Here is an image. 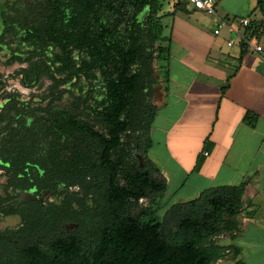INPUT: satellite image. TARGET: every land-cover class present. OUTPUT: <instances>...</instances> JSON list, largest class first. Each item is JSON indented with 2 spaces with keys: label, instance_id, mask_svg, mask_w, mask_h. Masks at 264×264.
<instances>
[{
  "label": "trees",
  "instance_id": "16d2710c",
  "mask_svg": "<svg viewBox=\"0 0 264 264\" xmlns=\"http://www.w3.org/2000/svg\"><path fill=\"white\" fill-rule=\"evenodd\" d=\"M189 5L188 0L185 4L179 0L176 8L190 13ZM161 10V0H36L5 11L0 7L5 26L0 42L27 48L26 57L14 55L8 61L28 62V67L17 71L24 86L33 87L44 77L54 82L52 89L73 79L78 85L83 78L92 88L96 79L105 84V99L98 104L103 109H94L104 133L75 116H68L66 124L51 117L60 142L69 133L76 138L69 160L62 161L76 177L72 184L81 191L60 203L0 209L2 215H19L26 231H52L62 222L73 221L80 224L81 233L41 236L42 242L34 236V241L16 243L14 238L23 230L0 232V257L5 249L7 254L0 264H216L229 251L239 254V248L216 239L223 234L234 238L239 231L237 217L243 211L247 182L208 188L195 199L169 205L160 216L167 183L154 176L160 173L159 167L147 159L143 168L135 170L123 160L112 159L117 150L125 151L122 134L129 130L139 132L145 155L151 144L158 106L149 98L161 83L155 64L165 83L170 78V38L163 34ZM257 10L264 15V0H257L250 14L236 18L249 17L251 23L243 32L261 37L264 17L253 18ZM241 47L242 52L248 49L244 42ZM89 94L82 100L84 106ZM12 98L9 110H26V104ZM257 118L248 112L245 121L255 126ZM16 122L13 116L9 125ZM7 131L0 129V141L17 147L23 131ZM144 198L150 204L134 213ZM234 264L247 263L237 260Z\"/></svg>",
  "mask_w": 264,
  "mask_h": 264
},
{
  "label": "crops",
  "instance_id": "0c3cea01",
  "mask_svg": "<svg viewBox=\"0 0 264 264\" xmlns=\"http://www.w3.org/2000/svg\"><path fill=\"white\" fill-rule=\"evenodd\" d=\"M6 2L0 0L3 11ZM169 14L174 17L170 78L155 100L158 112L151 144L141 157L145 163L153 161L160 169L154 176L166 180L163 208L195 199L211 187L247 182L243 211L237 217L239 231L234 238L219 236L218 242L240 252L229 251L217 263L264 264V53L242 52L240 38L227 25L222 30L227 28L228 37L222 30L215 34L219 19L193 21L176 6ZM218 15L244 31L238 14ZM4 29L0 15V35ZM230 33L238 39L236 49L228 45ZM3 47L6 44L0 42ZM248 112L258 116L255 126L245 121Z\"/></svg>",
  "mask_w": 264,
  "mask_h": 264
},
{
  "label": "flooded vegetation",
  "instance_id": "af4514ba",
  "mask_svg": "<svg viewBox=\"0 0 264 264\" xmlns=\"http://www.w3.org/2000/svg\"><path fill=\"white\" fill-rule=\"evenodd\" d=\"M16 62L27 64V66L20 69L26 68L29 65L28 62L20 61H15L11 64ZM58 77L60 78V76ZM45 80L51 82L48 88V96L51 99L47 103L37 106V108H42L41 110H33L36 107H31V101H22V104L27 105L25 111L21 110L18 113L17 110H9L10 99L16 97L13 95L5 98L3 105H0V116L4 117L3 126L0 129H7V132H11V134L13 129H21L23 131L21 136L23 141L17 147L10 148L6 142L0 141V179H5L2 184V192L4 194H0V209L1 207L21 208L26 207L27 204H48L49 202L59 201L58 199L62 200L65 196H74L77 192L81 191L79 185L72 184L76 180V177L71 175L68 170L69 167L62 161V159L64 161L66 159L69 160L68 156L72 154L77 145L76 138L72 137V134L69 133L60 142V135L57 133L58 129L56 127L51 128L52 124L56 122L54 118H51L52 116L65 124L68 122L67 120H70L67 119L68 116H75V120L88 121L95 130L104 133L105 129L98 122L97 111L94 110L95 108L99 110L103 109L98 104L105 99L104 81L96 79L93 81L95 86L92 88L91 82L84 78L78 85L77 80L73 79L69 83L54 89H52L54 82L47 77H44L33 87L24 86L21 79L20 82L24 87L32 89L40 87ZM84 82H87L89 85L87 89L83 88L84 98L87 97L88 92H90L89 96L91 95L87 101V106H84L81 102L78 103L79 97L73 91L75 87L83 86ZM64 89H68V91L61 94ZM67 94L74 96L70 105L65 107L56 105ZM152 102L155 103V99ZM51 106L54 108L51 109ZM6 112L7 115H5ZM61 112H63L65 120L61 119ZM13 116L17 117V122H20V124L16 122L9 125L12 122ZM35 119L37 121L41 119L40 123L35 122ZM138 134L139 132L133 130L122 134V147L125 148V151L123 152V150L119 149L114 153L112 159L115 162L123 160L129 168L135 170L145 166V162L141 157V138ZM120 166L122 168L124 165ZM23 226L25 227V224L21 221V224L17 228L8 229L23 230L14 238L16 243H21L23 240L34 241V236H37V241L42 242L41 236L58 234L65 237L81 233L80 224L73 221L62 222L57 228H52V231L38 229V231L31 232L23 229ZM89 230L87 233H91L93 228H89ZM7 236L11 238L8 234Z\"/></svg>",
  "mask_w": 264,
  "mask_h": 264
},
{
  "label": "rangeland",
  "instance_id": "374dc122",
  "mask_svg": "<svg viewBox=\"0 0 264 264\" xmlns=\"http://www.w3.org/2000/svg\"><path fill=\"white\" fill-rule=\"evenodd\" d=\"M27 1H36V0H15V1L7 0V2L5 3V6L6 7H12V6L13 7H23V5H25ZM176 1L178 0H161L162 10L160 13L163 14V17H162V22L164 24L163 34L168 37H170L173 32L172 30H173V23H174L173 22L174 17L171 14H169V12L175 9ZM181 1L182 3L185 4V0H181ZM189 6L191 7V5ZM256 6H257V0H222L219 6L217 7V10H218V13L222 16L223 15H235V14H238L240 16H246L250 14V12ZM148 12H149V9L145 10V12L143 13V16L144 17L147 16ZM165 12L167 14H164ZM188 16H189V19L193 21L202 20L205 23L207 22L210 23L209 21L211 19L213 23H215L213 16L208 15L201 10L192 11L188 14ZM263 17H264L263 13L259 10L255 12V15H253V18H258V20H262ZM212 27H214V24H212ZM222 32L224 36L228 37L229 32L227 28H224ZM230 37L236 42L238 41L235 34L230 33ZM225 47L227 48V44L225 45ZM238 47L239 45L236 43L233 49H236ZM26 49L27 48L25 47H18L17 44H6V47H3L0 49V73L2 74V77L0 78V105H3V102L5 101L4 99L7 97H10L11 95L16 96V99L20 101L21 103L22 101H31V107H37L38 105H42V103L45 104L51 99V97L48 96V93H49L48 88L51 84L49 80H45L43 84L38 88L37 87L32 88V89L26 88L21 84L20 82L21 77L17 75V71L21 67L27 66V64H22L18 62L14 64L7 63V60L9 59V57H12L14 55H21L22 57H26L27 56V54L25 53ZM155 67H156L155 76L158 78V80L161 83L154 86L153 96L149 98V100L151 101H153L154 99L157 100L158 98L161 97L162 92H164V84H165L163 74L160 73L159 66L157 63L155 64ZM88 86L89 85L87 84V82L83 83V87H85V89H87ZM80 88L81 86H77L73 89L74 93L78 95L77 97H81L79 98V100L77 99L78 103L80 102L82 103V100L84 99V96H85V94H83ZM73 98H74L73 95L67 94L64 96V98L61 101L57 102L56 105L60 107L69 106ZM5 115H7V112ZM35 116L37 115L35 114ZM36 121L37 119H35V122ZM40 121L41 119H38L37 122L40 123ZM2 126L3 124H0V128ZM138 135L140 136V134ZM4 181H5L4 178L0 179V194H4L2 192L3 190L2 184L4 183ZM121 183H123V180L121 181ZM58 200L59 201H56V202L60 203L61 199H58ZM90 204H92L91 201H90ZM149 204H150V199H147V198L142 199L139 202L138 208L135 209L134 213H138L142 207H146ZM167 208L168 206L160 209L159 211L160 216H163L165 214ZM20 224H21V217L19 215L0 214V231L2 232L7 231L9 228L15 229ZM227 235L228 234H226L225 236ZM220 238L221 237L219 238L217 237L216 241L219 242ZM2 252L4 253V254H1L2 257H4V255H7L5 254L6 249L5 251H2ZM216 264H228V263H224V262L217 263L216 262Z\"/></svg>",
  "mask_w": 264,
  "mask_h": 264
},
{
  "label": "built area",
  "instance_id": "2783aa9c",
  "mask_svg": "<svg viewBox=\"0 0 264 264\" xmlns=\"http://www.w3.org/2000/svg\"><path fill=\"white\" fill-rule=\"evenodd\" d=\"M189 4L196 10H201L208 15L213 16V18L219 19L217 27L215 29V34H220L222 28L227 25L230 27L231 31L234 32L239 38L240 42H244L248 49L254 50L256 52L264 53V35L258 37L254 35L253 32H240L234 27V21L228 17L221 18L218 15L217 7L222 0H188ZM251 19L249 17H244L239 19V24L245 28L249 26ZM236 41L233 39L228 40L229 46H234ZM207 154V153H206Z\"/></svg>",
  "mask_w": 264,
  "mask_h": 264
}]
</instances>
